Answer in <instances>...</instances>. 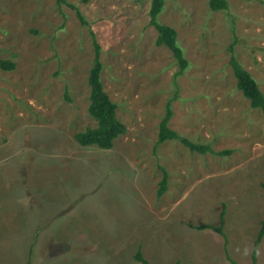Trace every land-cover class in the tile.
Wrapping results in <instances>:
<instances>
[{"label":"rangeland","instance_id":"rangeland-1","mask_svg":"<svg viewBox=\"0 0 264 264\" xmlns=\"http://www.w3.org/2000/svg\"><path fill=\"white\" fill-rule=\"evenodd\" d=\"M166 0L189 68L157 46L152 0H0V264H253L264 221V115L229 64L237 56L264 92V0ZM73 6H76L74 9ZM90 22L83 26L76 10ZM127 127L113 148L83 147L94 47ZM170 129L229 156L192 153ZM69 100H67L68 98ZM165 168L167 191L159 196ZM224 235L203 225L220 227ZM227 250V252H226ZM264 264V238L257 249Z\"/></svg>","mask_w":264,"mask_h":264},{"label":"trees","instance_id":"trees-1","mask_svg":"<svg viewBox=\"0 0 264 264\" xmlns=\"http://www.w3.org/2000/svg\"><path fill=\"white\" fill-rule=\"evenodd\" d=\"M166 0H152L150 10V25L153 26L157 33L158 38L156 41L157 46H164L172 51L175 62L179 66V71L176 74V78L183 75L184 72L189 68V62L185 57L184 50L179 45L177 40V31L163 24L159 16L165 9ZM68 3L67 0H57L59 6ZM209 7L211 12L224 11L228 12L230 9V3L228 0H209ZM75 9L76 6H73ZM77 15L83 26H90V22L82 15L77 9ZM233 29V40L229 44L227 50L230 55L229 64L232 68L234 77L237 81V89L242 92L243 96L249 100L251 108L260 110L264 115V92L260 88L259 82L253 77V75L247 71L242 63L240 62L237 53L236 46L240 40L237 36L234 26ZM90 34L93 40L94 47V59L93 65L90 70L88 83L90 86V104L88 112L90 116L96 120L97 125L94 128H87L85 131L79 132L75 135L76 141L83 147L96 146L103 150H110L113 148L114 141L119 137L123 136L127 132L126 125L118 119L117 109L118 105L114 103L108 93L104 89V85L101 79L103 71V63L101 61L102 47L97 39L95 32L90 29ZM0 68L5 71L13 70L15 64L9 61L0 60ZM68 98V97H67ZM177 98V91L174 98H172L166 107V114L163 116L162 121L159 125V133L157 146L167 141H180L190 152L205 155L210 153L212 155H218L221 157L229 156L232 152L230 150L216 152L211 144L196 143L188 138L182 137L175 130L170 129V120L173 117L172 102ZM69 100V98L67 99ZM164 173L163 180L161 181V188L158 192L159 196H162L167 191L169 183V174L165 168L160 167ZM264 189V183L262 184ZM221 225L215 227L207 224L200 226V229H213L224 235V212L221 213ZM264 238V221L261 224V228L258 234V238L255 242V251L253 252V264H257V249ZM227 252V250H226ZM232 264H237L230 255L228 256ZM136 260L141 261L142 264H148V262L142 257L140 253L136 255Z\"/></svg>","mask_w":264,"mask_h":264}]
</instances>
